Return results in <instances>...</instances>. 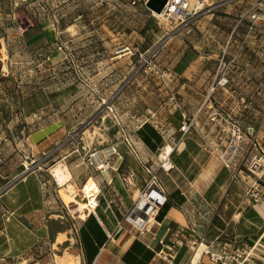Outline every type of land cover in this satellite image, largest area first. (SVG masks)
<instances>
[{"label":"rangeland","instance_id":"1","mask_svg":"<svg viewBox=\"0 0 264 264\" xmlns=\"http://www.w3.org/2000/svg\"><path fill=\"white\" fill-rule=\"evenodd\" d=\"M146 1L0 0V173L12 177L22 170L13 181L28 172L37 175L48 240L58 230L73 227L74 215L80 213L78 205L63 200L62 192L86 201L80 198L86 182L73 187L57 173L58 166H66L62 151L49 160L42 159L41 150L32 152L30 144L52 135H64L59 143L73 135L76 146L87 136L95 147L91 137L95 134L104 136L105 142L146 146L152 151L148 163L155 167L162 147L173 141L175 167L158 174L168 198L180 204L191 194L199 195L197 185L199 190L209 185L201 194L217 201L198 204L202 212L215 208L221 196L238 198L239 190L231 184L230 172L213 152L214 146L194 127L181 137L179 126L183 113L191 116L195 101L203 98L228 40L237 49L250 24L247 10L255 7L263 13L264 8L258 7L259 0H199L200 7L188 2L186 16L182 12L165 19L153 14ZM255 34L261 40L256 46L260 55L248 62L260 63L264 81V19ZM145 122L161 136L155 149L141 138ZM201 127L209 129L204 122ZM74 147L69 144L65 149ZM32 159L41 160V169H26ZM203 167L210 176L200 185L197 179L203 178ZM145 176L149 178L146 171ZM2 207L0 224L4 214L8 221L13 213ZM34 220L23 221L32 226Z\"/></svg>","mask_w":264,"mask_h":264},{"label":"crops","instance_id":"2","mask_svg":"<svg viewBox=\"0 0 264 264\" xmlns=\"http://www.w3.org/2000/svg\"><path fill=\"white\" fill-rule=\"evenodd\" d=\"M255 3H258V1ZM258 5L259 8H264V0H259ZM226 6L231 9V3ZM228 9L225 11L231 13ZM246 18L250 24L239 39L237 49L233 50L230 40H228L222 51H227L228 57L238 55L243 67L249 66L259 74L261 72L260 63L254 62L251 65L248 61L258 59L260 55V51L256 50V46L259 45L261 40L259 35L255 34V31L259 20L264 19V17L251 21L247 10ZM251 31H253V34H251ZM176 43L180 44L181 41L178 40ZM186 73L188 72L186 71ZM242 73L235 69L231 70L233 84L240 83L242 85L249 82L247 73L245 71ZM211 82L206 86L203 98L195 101L194 112H190L191 116H197L194 128H196L198 136H200L199 131L204 129V127H201L203 122L209 128L208 130L204 129V131L213 132L214 127H212L208 117L209 106L213 102H223L229 108L236 105L234 96L218 91L205 109L198 114L199 106L203 102ZM254 85L255 82H253ZM58 136L59 134L52 135L47 139L42 138L35 145L30 144L32 152L37 153L41 150L43 153L49 150V146L59 143L64 135ZM84 137L80 145L83 144L90 149L101 151L114 144L123 156L122 158H118L116 155L110 156V164L116 167V170L109 169L99 173V175L91 176L95 172H89L86 169L78 154L73 152V149L64 148L61 150L62 160H64L63 162L70 173V184L76 187L92 178L96 187L98 186L101 189V204L95 210H88V208L84 210L85 207H81V203L84 204V202L76 199V202H69L78 205L77 210L80 211V213L74 215L76 221L73 227L69 226L66 229L58 230L53 235L54 238L48 240L50 229L45 222H41L45 199L37 175L28 172L23 178L13 181L19 176V173H22V170L12 177L0 173V209L5 206V210L13 212L8 221L4 219V214L2 217L3 224H0L1 263L165 264V252H158L161 248L160 241L170 242L175 235L184 239L198 233L205 235L210 240L220 234L223 239L237 245L253 244L258 238H262V241H264V203L254 204L238 210L239 194L238 198L231 199L227 196H221L215 208L209 207L207 211L202 212L198 204L205 202L209 205L210 202L214 204L217 201L215 196H209L210 199L208 200L201 194L209 188V185L205 188L201 187V190H199L200 186L197 185L195 189L199 191L197 192L199 195L191 194L190 198H183L180 204L174 198H170L175 204L179 205L171 206L161 220L153 223L145 233L139 234L130 221H124V218L148 180V178L145 180V171L141 161L124 141L105 142L106 138L104 136L100 138L95 134L91 136L94 137L92 139H96L95 143L93 142L95 147H92L91 141L88 140L87 136ZM108 138L112 140L110 136ZM184 147L185 144L181 146L179 152ZM136 148L144 162H148L152 158L150 153L152 151L148 147ZM100 159L102 160L101 156ZM15 169L19 170V165H15ZM132 175L136 176L133 183L130 180ZM201 176L203 178L199 175L197 179V183L200 185L206 182L205 177H209L210 172L203 167ZM103 187L106 190L103 191ZM23 220L29 223L34 220L36 223L31 226ZM118 221H122V223L118 224ZM169 227L174 230V235L168 231ZM45 245L49 246L44 249ZM38 247L42 250L33 252V249L37 250ZM190 255V249L181 247L173 264H187ZM203 259L206 260L207 257L203 256Z\"/></svg>","mask_w":264,"mask_h":264},{"label":"built area","instance_id":"3","mask_svg":"<svg viewBox=\"0 0 264 264\" xmlns=\"http://www.w3.org/2000/svg\"><path fill=\"white\" fill-rule=\"evenodd\" d=\"M188 5L187 0H168L160 12V16L169 19L182 14V12L186 16ZM153 14L158 15V13ZM248 15L251 21H256L264 17V12L260 13L255 7H252L248 10ZM242 65L238 55L228 57L227 51L221 52L212 82L197 111L200 114L218 91L229 93L236 99V105L232 108L223 102H213L209 106L208 113L209 121L214 127L213 132L204 130L199 132L203 139L214 146L213 152L218 156L222 166L230 172L231 184L239 190L238 210L264 203V81L256 71H253L249 66L243 67ZM232 69L238 70L240 73L245 71L249 76V82L242 85L240 83L233 84ZM253 82H255L254 86ZM196 120L197 116L195 115L187 117L183 114L179 126L181 137H184L195 126ZM74 138L73 135H69L48 152H43L42 159L49 160L56 152L73 144L75 146L73 152L78 154L81 163L89 172L103 173L109 169L116 170V167L110 164V156L123 157L116 145L113 144L99 151L85 147L83 144L76 146ZM173 143V141L167 142L162 147V153L159 156L160 163L155 167L144 162L136 146L129 142L128 146L131 151L141 161L149 175L144 188L139 192L124 218V221H130L139 234L145 233L153 223L158 222L160 210L168 198L158 174L160 169L168 172L175 167L171 162V154L175 147ZM167 146L172 148L168 154L165 150ZM41 164V160L32 159L29 166L25 167L26 169L39 170L42 167ZM133 177L134 175L130 176L131 181ZM82 193L84 194L82 199L86 200L88 210H95L101 204V189L98 186L89 196L85 192ZM121 223L122 221H118V224ZM168 231L172 235L175 234L170 227ZM160 243L161 248L158 252H165V264L174 263L181 247H187L191 251L187 264H264V241L262 238H258L253 244L237 245L223 239L220 234L209 240L205 235L196 233L184 239L175 235L170 242L161 240ZM203 256H206L207 259L204 260Z\"/></svg>","mask_w":264,"mask_h":264},{"label":"trees","instance_id":"4","mask_svg":"<svg viewBox=\"0 0 264 264\" xmlns=\"http://www.w3.org/2000/svg\"><path fill=\"white\" fill-rule=\"evenodd\" d=\"M141 133L142 140L149 146L151 149H155L157 147V143L161 141L160 134L151 126L149 123L145 122L141 129L139 130ZM172 198V197H171ZM179 204H175L170 198H167L166 202L162 206L160 213L158 215V220H161L167 210L171 206H178ZM0 264H3L0 262Z\"/></svg>","mask_w":264,"mask_h":264},{"label":"bare ground","instance_id":"5","mask_svg":"<svg viewBox=\"0 0 264 264\" xmlns=\"http://www.w3.org/2000/svg\"><path fill=\"white\" fill-rule=\"evenodd\" d=\"M188 2L195 7H197V6L199 7L202 4V2L199 0H189ZM158 15L160 16V13H158ZM165 150L168 154L171 152L172 148L170 146H167V148ZM57 173L60 176H62L64 179H66V182L69 181L70 173H69L68 168L66 166L64 168L62 166H58ZM52 174H54V173H52ZM95 189H96L95 182L93 181L92 178H89L88 182L83 187V192H85L87 194V196H89L92 194V191H94ZM72 195L68 194V192H66V190H65V192L64 191L62 192L63 200L66 201L67 203L75 201V199L73 198ZM84 206L87 208L86 203H84Z\"/></svg>","mask_w":264,"mask_h":264},{"label":"water","instance_id":"6","mask_svg":"<svg viewBox=\"0 0 264 264\" xmlns=\"http://www.w3.org/2000/svg\"><path fill=\"white\" fill-rule=\"evenodd\" d=\"M167 2L168 0H147L146 6L155 13H160Z\"/></svg>","mask_w":264,"mask_h":264}]
</instances>
